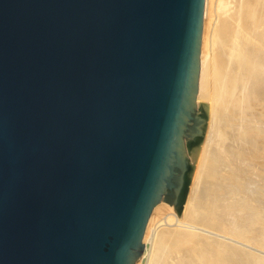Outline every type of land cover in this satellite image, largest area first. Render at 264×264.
<instances>
[{
	"label": "water",
	"instance_id": "95a60500",
	"mask_svg": "<svg viewBox=\"0 0 264 264\" xmlns=\"http://www.w3.org/2000/svg\"><path fill=\"white\" fill-rule=\"evenodd\" d=\"M203 0H0V264H148L203 139Z\"/></svg>",
	"mask_w": 264,
	"mask_h": 264
},
{
	"label": "bare ground",
	"instance_id": "6f19581e",
	"mask_svg": "<svg viewBox=\"0 0 264 264\" xmlns=\"http://www.w3.org/2000/svg\"><path fill=\"white\" fill-rule=\"evenodd\" d=\"M192 94L203 139L148 264H264L250 235L264 222V0H203Z\"/></svg>",
	"mask_w": 264,
	"mask_h": 264
},
{
	"label": "rangeland",
	"instance_id": "374dc122",
	"mask_svg": "<svg viewBox=\"0 0 264 264\" xmlns=\"http://www.w3.org/2000/svg\"><path fill=\"white\" fill-rule=\"evenodd\" d=\"M199 115V114H198ZM200 116V115H199ZM200 118L202 119V121H203V118L200 116ZM264 178V177H263ZM261 182L262 183V185L260 186L259 184H261V183H256L257 185H259L258 187H256L255 188V194H257V196L258 195H260V190L261 189H264V188H262V186H263V181H264V179H261V180H259V179H257V181L256 182ZM256 185V186H257ZM264 187V186H263ZM263 191V190H262ZM257 192V193H256ZM176 200H177V198H176ZM175 205H178V204H176L175 203ZM176 207V206H175ZM175 207L172 209V212H171V218H170V223H173V222H175V221H177L178 220V218H180L181 219V216H179L180 215V211L177 209H175ZM179 207V206H178ZM257 224H259V221L256 223V225ZM263 224H264V222H263ZM262 223L260 224V227H257V229H258V231L256 232V234L254 233V234H250V235H252V238H256L257 240L255 241L254 240V243L253 244H256L257 246H256V248L258 249H260L261 251H263L264 252V225H263ZM263 226V227H262ZM261 231V232H260ZM258 233V234H257ZM261 237V238H260ZM263 240V241H262ZM259 243H260V245H259ZM262 245V246H261ZM261 246V247H260ZM257 252V251H256ZM254 253V255H256L257 257H259V259H261V260H264V254H262V253H260V255H258L257 253H259V252H257V253ZM262 254V255H261ZM263 257V258H262Z\"/></svg>",
	"mask_w": 264,
	"mask_h": 264
}]
</instances>
